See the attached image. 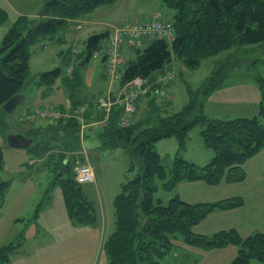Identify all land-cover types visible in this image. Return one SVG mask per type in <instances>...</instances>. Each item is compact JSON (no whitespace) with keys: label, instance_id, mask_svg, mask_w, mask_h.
<instances>
[{"label":"trees","instance_id":"16d2710c","mask_svg":"<svg viewBox=\"0 0 264 264\" xmlns=\"http://www.w3.org/2000/svg\"><path fill=\"white\" fill-rule=\"evenodd\" d=\"M37 1L44 5L40 20L37 21V16L17 17L0 45V130L4 131L0 140L6 145L9 128L1 107L23 89L29 75V47L36 41L51 39L56 33L66 30L69 21L81 20L95 9L112 5L117 0ZM160 1L172 11L170 21L174 27V38L171 42L154 40L144 49H135L121 73L120 85L135 77L149 80L174 58L180 60L186 69L196 70L207 58L226 54L229 59L239 61L237 52L252 53L249 49L252 47L264 49V0ZM6 19L7 13L0 9V26ZM107 36L106 33L92 35L85 40L86 57L83 62L90 61L92 53L100 49ZM218 64L197 92L188 90V103L175 114L146 117L128 127L111 123L97 135L104 148H122L139 166L135 177L121 185L120 193L112 202L115 228L104 241V264H171L168 259L173 258L181 246L214 250L229 245L236 246L237 252L228 264H251L253 261L264 264L263 233L255 232L242 239L232 229L211 235L192 232V228L209 214L241 207L242 198L187 204L175 195L165 204L157 195L161 191H171L178 183L186 181H202L209 186L217 185L224 178L227 183L241 182L245 179L242 165L264 150L262 77L256 79L260 102L255 116L223 120L208 118L203 113L202 101L212 89L220 86L225 75L238 68L226 62ZM61 71L56 68L43 72L38 82L51 91ZM62 81L68 83L67 80ZM119 114V111L113 112L111 119L118 120ZM70 122L66 123L69 131L65 135L60 136L55 129L49 131L54 134L55 141H60V152L64 157L85 147L79 142L75 126ZM197 124L202 127L200 135L204 146L213 152L210 162L202 167L182 156L187 135ZM22 135L29 138L26 134ZM167 138H175L178 149L170 167L165 169L155 144ZM70 161L64 163L62 158L58 171L54 173L66 214L73 223L94 226L97 209L83 187L74 181ZM2 166L0 145V169ZM8 187L9 183L2 179L0 207ZM14 249L12 243L0 247V263L7 262ZM181 255L188 257L183 253L179 257Z\"/></svg>","mask_w":264,"mask_h":264},{"label":"rangeland","instance_id":"374dc122","mask_svg":"<svg viewBox=\"0 0 264 264\" xmlns=\"http://www.w3.org/2000/svg\"><path fill=\"white\" fill-rule=\"evenodd\" d=\"M28 2H31V0H0V8L7 13L6 21L0 26V45L2 38L17 16L20 13L27 12ZM38 10H36V14ZM127 12L129 20L134 18L141 19L146 16L153 17L154 14H157L159 17L161 16V18L169 19L170 21L172 16V11L167 9L160 0H117L112 5L101 7L96 14H99L98 17L104 16L100 19H117L121 15L127 14ZM62 32L60 31L51 39L41 42V45L29 47V53L31 54L29 75L25 80L22 91L19 93L23 95V100L11 114H7L2 110L6 114L4 120L9 128V135L26 134L34 141L31 146L24 149H12L3 140H0L3 161V166L0 169V179L9 183L0 207V246L6 243L7 245L8 243L14 244L16 251L20 255L19 259H24L23 262L13 259L12 264L105 263V255L103 253L105 240L99 230H93V227L85 225L68 227L67 223H64L63 218H66L67 221L69 219H67L68 216L65 211L61 189L56 182V177H54V173L60 167L62 158L64 161L71 160V174L73 175L74 166L77 163L85 162V158L82 157L83 152L76 150L71 155L62 156L60 153L61 143L60 141H55L52 137L54 134L49 131L38 132L39 129L45 128L47 125L50 127L55 122L28 117L32 110L42 105L39 104L42 99L46 105L57 101L56 99L59 95H65L66 85L61 86L55 91L56 94L51 95V91L46 85L38 82L39 75L43 72L60 68L65 74V66L70 67L72 74H68L67 79L74 80L76 77L75 81L79 79L85 88L80 95L76 96L88 95L90 101L95 100L98 96L100 85H105L100 79V74L104 69L103 55L98 53L94 59L95 61H85V64L83 63L86 57L84 42L90 36H82L81 39H74L72 42L68 38L64 42H59ZM147 46L148 44L145 43L141 49ZM74 47L78 50L76 56L72 54ZM123 49L127 50V48H121L120 52ZM249 49H252V53L237 52L236 55L240 56L239 61L229 59V55L221 54L215 58L202 60L200 67L196 70L186 69L182 62L176 60L172 66V70L175 73V81L173 85L167 88L170 104H168V101L167 103L163 100L162 109L158 111L159 114L171 116L181 110L188 103V90L191 89L193 92H197L211 75L214 68L219 65L218 62H226L227 65H237L238 68L231 71L228 76L225 75L220 86L212 89L202 101L203 113L208 118L223 120L233 117L240 118L242 116L239 113L244 110L246 112L245 117L255 116L260 102V92L256 79L258 76L264 79V49H261V47ZM62 55L69 57L68 59L67 57H65L66 59L61 58ZM167 66L168 64L164 68ZM123 70L124 66L122 65L119 69L120 73ZM237 74L241 77L236 76ZM139 100L136 101V112ZM25 107L28 108L27 112L22 111ZM69 108H63L60 112L62 114L70 113L65 112ZM157 115V112L154 114L150 112L148 118H153ZM91 116H94V114ZM75 119H81V117H75ZM111 123L116 125L117 120L111 119ZM201 129L202 127L197 124L189 131L185 151L182 152L184 158L199 164L202 163L205 152L212 155L208 162L213 157L212 150L206 148L203 144L200 135ZM50 130H53V128ZM91 131L93 132V130ZM2 133L4 131L0 130V139ZM177 149L178 143L175 138L163 139L155 144V150L165 169L170 167ZM86 154L89 155L87 163L93 169L96 183L82 186L83 190L94 203L97 211H100L102 206L105 212L111 211V214H113L112 202L116 195L120 193L121 185L135 177L139 166L120 147L107 148L103 151H88ZM157 184H160L158 180ZM173 191L174 189L165 192L161 191L157 195L166 204L176 195ZM46 203L48 204L45 205ZM48 219H57L58 221L50 230L46 229ZM111 227L115 228L114 220ZM18 243L20 244V249L17 248ZM198 250L202 251V249ZM219 251V249L203 250L202 252L207 255H201L198 264H219L221 261L223 262L225 257H227L226 255H228V250ZM176 253L180 254L183 251L178 250ZM187 254L190 255L188 252ZM12 257L10 258L11 260ZM168 261L174 264L176 260H173L171 256ZM187 261L189 262L188 257L183 258L180 256L176 263L186 264ZM189 264L195 263L189 262ZM251 264L261 263L253 261Z\"/></svg>","mask_w":264,"mask_h":264},{"label":"crops","instance_id":"0c3cea01","mask_svg":"<svg viewBox=\"0 0 264 264\" xmlns=\"http://www.w3.org/2000/svg\"><path fill=\"white\" fill-rule=\"evenodd\" d=\"M40 6L41 4L39 1L31 0V2H28L27 12L22 13V14L20 13L17 17L27 16L30 18H35L37 16L36 10H38ZM100 8L95 9L88 16H86L85 18L81 20L69 21L66 30H64L60 34L61 39H59L58 41L64 42V40L68 38L70 42H72V40L74 39L76 40L81 39L82 36H91V35H95L99 33H102V34L106 33L109 36L112 33L113 29L116 27L125 26L134 21H142L148 18H152V17L146 16V17H142L143 19L134 18L132 20H129L128 19L129 15L127 12V14L125 13L121 15L117 19H100L104 17V16L98 17L99 14H96ZM156 15L157 14H154V16ZM96 30H100V31H96ZM41 42L43 41L41 40L36 41L31 47H35ZM145 43L149 44L150 41H145L144 44ZM123 50L121 52L123 56L121 66L123 65L125 67L126 62L130 58L133 57L134 50H125V49ZM30 57H31V54H30ZM65 57H67L68 59L69 56L67 55L61 56V58H65ZM176 60L178 59L174 58L172 62L168 64L166 68L163 67V69L157 72L156 74H154L153 77L157 76L158 74L164 71L172 72L173 74H175L174 71L172 70V66ZM90 61H95V60H90ZM29 63H30V60H29ZM83 63L85 64V62ZM84 64L82 65L84 66ZM102 68H103V65H102ZM236 76L241 77L238 74ZM59 79H60L59 82L55 84L54 87L52 86L53 88L51 87L52 88L51 95L56 94L55 91H57L61 86L66 85L67 89L65 90V95H59L56 99L57 101H53L52 103H47L48 105L44 104L45 101H43V99L41 100L42 103L40 102L39 104H42L46 107L52 106L58 109L62 108L60 110H63V108H68V107L71 108V109L69 108L65 112H71L75 110L76 108L79 109L82 107H85L86 111L83 112L81 116H79L81 117V119L74 118V119H61L58 121H53L55 122V124H52L50 127L49 125H47L45 126V128H41V129L47 132V131H52L50 129L53 128L55 129L56 132L57 131L58 133L60 132L59 134L60 136L65 135L69 131L68 129L69 127L66 126L67 125L66 123L71 121L70 124H73L75 126L74 127V129H76L75 134L77 135L79 142L81 143V145L85 143L86 149L82 147L80 151L83 152L82 157L88 161L89 155L86 154V152L88 153V151H103L104 149H107V148H104V145H102V143L98 140L97 134L92 132L91 131L92 129L89 127V124L93 120H95V118L97 119L98 117L96 110H95V101L97 97L105 91H111L112 93L116 94L121 86L120 82L113 81L107 76H105L104 69H103L102 73L100 74V79H102L105 85H100V88H99L100 91H99L98 96L96 97L95 100L93 99L92 101H90V98L88 97V95L82 96V97L76 96V95H80L81 92L85 90L83 85L80 83L79 79L75 81L76 79L75 77L74 80H69L67 79V74H64L62 71H61V75ZM62 79L67 80L68 83H63ZM173 84L174 82L168 85L167 88ZM166 93L168 94L167 89H166ZM162 102L160 106H156L151 96L140 98L138 107H137V112L135 113L134 118H133V122L143 120L144 118L148 117L150 112H152V114L157 112L158 114L157 116H162L158 112L160 109H162ZM164 102H167L168 104H170V97H168V95H167V98L164 99ZM153 104L154 106H152ZM42 105L40 107H42ZM22 111L27 112L28 108L25 107L22 109ZM93 114L94 116H91ZM239 114H241L240 116H242L240 118H248V117H245L246 116L245 110ZM233 118H236V117H233ZM88 129L90 132L88 131ZM211 156L212 155L210 153L205 152V156H203L202 161H201L202 163L199 164L195 162L194 164L198 167L202 166L206 162L209 161ZM242 169L245 173V179L241 182L227 183L224 178L217 185H213V186H209L202 181L180 182L175 186L173 193H176V195L183 202L187 204L215 202V201H219V200H223L227 198H234V197L243 199V205L239 208L229 209V210H224V211H216V212L209 214L203 221H201L199 224L195 225L192 228V232L194 234L211 235L218 231L231 230V229L235 230L242 239L252 235L255 232H260L264 234V150H262L257 155L253 156L252 158L248 159L242 165ZM95 183H96V180L94 181V184ZM94 184H89V185H94ZM47 204L48 203H46L45 205ZM97 212H98L97 222L94 226H90V227H93V230H99L101 234H103V239L106 240V238L114 231L111 225L113 224L115 214L114 212L113 214H111V211L105 212V209L102 206H101V210ZM63 221L64 223H67L66 225L68 227H72V225L83 226L81 224L73 223L69 220L67 221L66 218H63ZM57 222H58L57 219L55 220L48 219L46 222L47 223L46 229L47 230L52 229L54 224ZM5 245H7V243L2 246H5ZM17 248L19 249L21 248L19 243L17 244ZM223 249L228 250L227 251L228 255H226L227 257H225L223 262L221 261L219 264H228L235 257L236 252H237V247L233 245H229L225 248L219 249L220 250L219 252H221V250ZM180 250L183 251V254L188 256L189 262L195 263V264L199 263L198 260L201 258V255H204V254L207 255L206 253L202 252L203 250L199 251L197 248H191L188 246H181ZM187 252L190 255H188ZM209 252L212 253L211 251ZM11 256H13L12 260L10 259ZM19 256L20 255L16 251V247H15V249L10 254L9 260L7 262L0 263V264H12L13 259H18L19 261L23 262L24 259H19ZM174 257H173V260H176V261L179 260V254L177 253L174 254ZM176 261L174 264H177ZM189 262L187 261L186 263L189 264Z\"/></svg>","mask_w":264,"mask_h":264},{"label":"built area","instance_id":"2783aa9c","mask_svg":"<svg viewBox=\"0 0 264 264\" xmlns=\"http://www.w3.org/2000/svg\"><path fill=\"white\" fill-rule=\"evenodd\" d=\"M174 38L173 24L156 15L142 21H134L125 26L115 28L105 40L100 44V49L93 52L91 60L97 57L98 53L103 55L104 75L113 81L121 79L120 66L122 64L121 48L127 50L139 49L145 41L165 40L171 42ZM78 50L73 48L72 54L76 56ZM65 74H72L70 67L65 68ZM175 76L172 72L164 71L157 76L145 80L135 77L129 82L120 86L116 94L111 91L101 93L95 101V110L98 115L89 127L95 134L103 132L111 124L113 112L119 111L117 123L120 127H128L133 123L136 113V101L140 98L151 96L156 106L167 98V86L174 82ZM33 111V112H32ZM29 118H38L48 121H58L61 119H74L85 111V107L77 108L70 113L62 114L60 109L55 107H38L32 110ZM85 159L83 163H77L73 169V179L80 185L94 183L95 177L92 167Z\"/></svg>","mask_w":264,"mask_h":264},{"label":"water","instance_id":"95a60500","mask_svg":"<svg viewBox=\"0 0 264 264\" xmlns=\"http://www.w3.org/2000/svg\"><path fill=\"white\" fill-rule=\"evenodd\" d=\"M44 5H41L37 13V21L43 16ZM23 100V95L17 94L14 97L10 98L3 106L2 110L7 114H11L12 111L18 106ZM6 143L8 147L12 149H24L32 145L33 141L29 138L24 137L23 135H8L6 137ZM85 146V143H83ZM86 149V147H84ZM66 161V160H65ZM64 161V163H65ZM1 181V179H0Z\"/></svg>","mask_w":264,"mask_h":264}]
</instances>
